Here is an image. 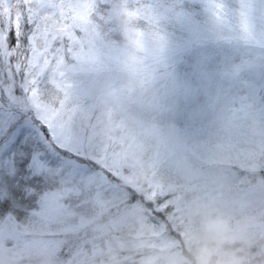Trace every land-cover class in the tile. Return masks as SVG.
<instances>
[{"label":"rangeland","instance_id":"obj_1","mask_svg":"<svg viewBox=\"0 0 264 264\" xmlns=\"http://www.w3.org/2000/svg\"><path fill=\"white\" fill-rule=\"evenodd\" d=\"M50 4L51 0H34L30 11L32 15L40 14L42 42L46 40L54 46L53 42H58L65 33L63 23L51 14ZM90 7V4H81L79 10L88 40L94 43L93 30L89 31ZM183 20L192 25L187 16L184 15ZM217 26H220L218 22ZM117 31L116 36H109L112 56L93 69L94 87L88 93L75 90L71 93L70 103L80 113V118L87 121L90 115L94 116L93 138L99 144L102 142L94 152L102 157L90 152V159L100 166L108 160L122 183L151 200L158 211L174 214L170 218L175 225V216L177 219L190 218L193 234L187 248L198 264H205V261L218 264L219 260L220 264H264V192L248 195L236 187L237 176L245 178L246 174L251 182L259 177L255 174L260 171L255 160H250V168L254 169L249 173L240 165L249 156H256L263 146L253 145L252 130L241 127L249 128L248 123L264 119V95L263 99L254 95L255 84L259 83L256 70L264 68V31L231 30L228 37L215 33L211 36L213 41L228 45L226 49H214L219 54L214 60L217 63L208 61L203 65L198 64L199 51L187 49L177 55L150 35L146 41L144 35L123 26ZM245 62L248 69L238 84L233 85L228 76L223 88L214 91L216 98L206 107L208 110L197 108L200 92L210 85L208 80L212 73L216 77L220 75L216 71L237 69ZM16 99H23V95ZM255 101L258 103L252 110L249 106ZM1 109L0 120H3L7 114ZM237 109L240 115L234 113ZM34 129L26 143L16 141L11 134L7 141L9 151L0 157V227L8 221L22 230L40 229L45 222L58 221L63 215V198L77 193L79 185L103 181V176L89 167L52 150L48 154L49 146L41 142L44 135L40 133L44 131L36 126ZM29 149L30 160L19 176L22 180L39 178L44 191L36 205L25 211L9 196V190L17 187L18 179L13 172L18 173L21 159L27 157ZM214 159H220L223 164L233 162L238 168L224 165L203 169V165ZM192 163L196 164V169L190 167ZM51 164L64 170H49ZM88 170L92 172V180L83 179ZM24 191L26 195L36 192L28 186ZM12 199L9 206L7 201ZM39 203L42 207L38 210ZM140 215H133L131 227L146 222L151 228L152 241L164 256L160 264L186 263L161 222L146 216L144 220ZM208 220L224 225L214 237L203 229ZM18 233L15 230L0 242V263L7 254L17 260L24 246L32 245V250H35L33 245L41 248V240L24 242ZM56 245L43 242L42 252L46 256L52 253L54 264L60 262L52 251ZM204 248L209 252L202 256ZM38 252L41 255V249ZM211 256L215 257V262L210 260ZM150 260L155 262L154 258Z\"/></svg>","mask_w":264,"mask_h":264},{"label":"trees","instance_id":"obj_2","mask_svg":"<svg viewBox=\"0 0 264 264\" xmlns=\"http://www.w3.org/2000/svg\"><path fill=\"white\" fill-rule=\"evenodd\" d=\"M108 2L110 7L105 9L103 27L111 32L110 36L117 34L118 27L120 28L123 26L124 29L140 35H150L153 39L155 38L157 42L171 48L173 54H175L177 50L184 51L185 49L199 51V65H203L208 61L217 63V60L215 62L214 60L216 56L218 58L219 54L214 49L218 47L226 49V45H228L213 41L211 36L219 32V34L222 33L223 36L228 37L232 32L227 27L222 26L220 21L212 14L213 0H204L203 7L207 12L206 16L203 12H199V6L194 3L193 0H185L184 15L190 19L192 25L184 23V28L170 23L168 13L172 11L175 0H168L167 5L163 3L156 5L154 3L156 8L155 12L149 11L145 17L148 20L147 25L140 26L135 23L136 12L134 0H108ZM22 4L23 0H4V3L0 4V22L7 24L8 16L10 14L15 16ZM31 6L32 2L30 0L29 9ZM140 7L141 9H146L148 5L141 3ZM29 14H32V12L30 11ZM140 15L144 16L145 14L141 12ZM119 22H122V24H119ZM216 22L220 24V26H217L218 28L215 27ZM89 25V31L92 32L93 30L94 32V29H92V22ZM141 28H143V32ZM15 39L14 33L8 34L9 45L14 44ZM118 42L121 44L120 38H118ZM8 55L7 48L3 45L2 39H0V107L3 111L1 108L0 109L6 114H8V109L10 107L14 108V105H10V101L4 93L8 92L9 89L15 85L14 95L16 98H18V96L20 98L23 87L19 76H17L15 80H12L11 74L7 72L6 64ZM257 60L260 61L261 59ZM246 63L247 62L237 67V69L218 70L216 72L220 73V75L216 77H214L215 74L212 73L208 80L210 85L206 90L200 92L197 108L201 110L205 108V110H208L206 107H209L213 99L215 100L216 98V96H214V91H216V89L219 91L223 88V85L228 80V76L232 78L233 85L234 83L238 84L239 80L246 75L244 73L248 69ZM256 72L259 76V83L255 84L254 95L263 99L264 87H262V83L264 86V68L262 67L261 71L258 69ZM231 92L233 93V91ZM23 99H16V101L22 103ZM256 103L258 102L255 101L250 103V109L253 110L256 107ZM234 113L240 115L238 114L239 109ZM18 115L21 116L19 120L24 121V114ZM260 119H256L255 124L252 122L248 123L250 129L247 128V126H242L241 128L247 129L248 131L252 130L253 138L251 143L253 145L259 143L264 147V119ZM231 122H233V120H231ZM34 126L44 131V137L41 142H45L49 146L50 150H46L48 154L52 150L64 158L71 159L89 167V169L98 172L99 176H103V181L99 183L97 181L92 182L88 185H79V191L77 193L69 194L62 199L64 205L62 217H60L58 221L45 222L41 225L40 229L32 228L22 230V228L18 226H12L8 221L5 222L3 226L0 227V242L5 239V236L16 230L19 232V238H22L24 242L29 240L33 241L34 239L41 240V248L38 245H33L35 250H32V245L24 246L22 247L21 254H19L21 256L18 257L17 260H13L12 256L7 254L0 264H54V255H52V253H50L49 256L43 254V242L57 243L55 246L56 248L52 251L57 255V259L60 260L58 264H94L101 261L110 262L112 264H160L164 256L152 241L154 236L151 232V228L147 226L146 222L144 225L135 223V226H133V228L131 227V223H134L133 215L136 213H141L140 218L144 220L145 216L147 218L158 219L162 224L164 232L168 233L175 241L176 249L179 250L182 256L187 260L184 264H198L195 256L191 254L187 248V242L191 240L193 234L192 220L190 218L177 219L175 216V225L170 218L171 216L174 217V214L170 216L158 211L151 200H147L143 194H139L132 186L122 183L120 179H113L112 177H116L118 172L111 169V163L108 160L105 162L104 166H100L98 163L93 164L91 163L92 159L88 160L86 157L56 145L50 138L46 139V130L42 129L38 122ZM241 132L245 133L242 130ZM10 135L11 130L8 135L0 136V157L2 153H7L9 151L7 141ZM99 142L102 144L101 141ZM35 146L37 147V144ZM262 148L259 153L257 152L258 154L256 156H249V158L243 160V165H240L249 173L250 169H254L250 168V164L252 163H250V160H255L260 169L259 172L255 173L259 177L253 182L250 181L246 174L244 175L245 178L237 176L236 187L238 190L248 195L249 193L252 195H262V192H264V149ZM28 151L27 157L21 159L20 165H23V168L20 167L18 173H22L25 169V165H27L30 160L31 150L29 149ZM94 155H98V153H94ZM98 156L100 158L102 157L101 154ZM143 156L146 157V154ZM224 165L237 167L233 162L223 164L220 159H214L212 163L203 165V169L222 167ZM190 167L194 169L197 168L194 163H192ZM102 169H108V171L112 173V177H105V173ZM256 171L257 169H255V172ZM15 177L18 179L17 187L23 182L24 187H33L36 190L33 194L26 195L23 189V198L16 197L14 199L15 203L23 206L22 208L27 211L28 208L36 205L38 197L44 191V187L39 178L22 180L19 175H14V178ZM40 249L41 255L38 252ZM151 258L155 259L154 263L150 260ZM210 260L215 262V257L211 256ZM220 262L219 260L218 264H220Z\"/></svg>","mask_w":264,"mask_h":264},{"label":"snow or ice","instance_id":"obj_3","mask_svg":"<svg viewBox=\"0 0 264 264\" xmlns=\"http://www.w3.org/2000/svg\"><path fill=\"white\" fill-rule=\"evenodd\" d=\"M29 2L30 0H23L17 14L8 16L7 24L0 22V39L9 54L6 69L12 80L20 77L24 98L22 103L16 101L15 85L4 93L14 108L10 107L5 119L0 120V136L8 135L11 130L16 141L26 143L38 122L39 126L46 130V139L50 138L56 145L90 160L89 153H94L100 147L93 138L96 127L93 116L90 115L87 121L81 119L80 113L70 103V98L74 90L88 93L96 83L92 78L93 69L106 57L112 56L109 40L111 32L103 27L105 9L109 8L110 4L108 0H51V14L58 22L63 23L65 33L58 42L54 41L52 46L46 40L42 42L40 14H29ZM32 2L34 3V0ZM184 2L185 0H175L172 11L168 13L170 23L179 25L180 28L185 27ZM193 2L199 6V12L206 16L204 0ZM2 3L4 0H0V4ZM134 3L135 23L140 26L147 25L148 20L145 17L149 11L155 12L154 3L167 5L168 0H134ZM141 3L147 4L148 7L141 9ZM81 4L91 5L89 20L95 29L92 34L94 43L88 40L79 10ZM212 9V14L229 30L244 31L248 28L252 31H264V0H213ZM141 12L145 15L141 16ZM141 31L143 32V28ZM9 33L15 34V43L12 45L8 43ZM145 40L147 41V34ZM160 54L163 55V49H160ZM182 54L181 50H177V55ZM18 114H24V121L18 120ZM40 135L43 136L44 132ZM91 163L96 162L92 160ZM11 167L14 169L13 165ZM20 167L23 168V165ZM49 170L64 169L51 164ZM102 171L105 177H112L108 169ZM19 174L13 172V175ZM83 179H93L91 170L84 172ZM23 189L24 183L21 182L19 187L10 188L9 196L13 199L23 198ZM13 199L7 201L9 206ZM41 207L39 203L37 209Z\"/></svg>","mask_w":264,"mask_h":264},{"label":"clouds","instance_id":"obj_4","mask_svg":"<svg viewBox=\"0 0 264 264\" xmlns=\"http://www.w3.org/2000/svg\"><path fill=\"white\" fill-rule=\"evenodd\" d=\"M223 227L224 225L216 220H208L203 224V229L205 233L208 234L210 237H214L215 235H217L223 229ZM201 251H202V256L209 252L207 248H204Z\"/></svg>","mask_w":264,"mask_h":264}]
</instances>
